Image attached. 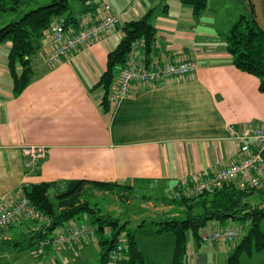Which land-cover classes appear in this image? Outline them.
<instances>
[{"label":"crops","instance_id":"0c3cea01","mask_svg":"<svg viewBox=\"0 0 264 264\" xmlns=\"http://www.w3.org/2000/svg\"><path fill=\"white\" fill-rule=\"evenodd\" d=\"M33 1L24 2L28 5ZM102 1L82 12L83 27L76 31L92 26L109 12L124 24L141 19L160 6L152 20L157 40L151 54L139 47L130 58L148 68L155 62L164 66L190 58L197 62V70L161 86L133 84L130 97L115 108L110 105V112L106 113L102 107L104 89L94 86L107 69L109 52L122 38V27L79 48L56 66L48 62L47 52L53 46L45 35L42 48L32 57L33 80L20 95H14L8 67L0 71V211L11 209L22 199L25 187L55 182L58 185L54 191H59L66 181L93 180L163 189L164 203L157 210L166 217H179L184 215V208L169 203L175 190L199 182L240 159L239 144L228 138L227 127L264 125L260 80L233 64L227 51L229 32L220 37L216 29H209L214 26L207 22L210 0L208 9L198 18L181 0H155L153 7L144 0L128 7ZM2 4L0 9L4 4L10 5L7 0ZM10 47V42L0 45L7 50V62ZM27 145L47 149V158L38 168L27 164L22 152ZM45 223L48 221H20L0 230V263L23 264L25 252L20 247L6 252L10 249L7 244L16 236H29L31 245L33 233ZM76 226L78 222L62 227L51 237ZM80 244L85 241L62 251L49 247L43 261L37 264H69L68 256L79 252ZM236 246L232 242L210 245L195 241L192 248L191 244L188 246V262L227 264ZM19 253L24 256L16 259L14 255ZM172 261L167 256L162 263ZM241 264H264V250L243 255Z\"/></svg>","mask_w":264,"mask_h":264},{"label":"trees","instance_id":"16d2710c","mask_svg":"<svg viewBox=\"0 0 264 264\" xmlns=\"http://www.w3.org/2000/svg\"><path fill=\"white\" fill-rule=\"evenodd\" d=\"M0 0V6H2ZM8 7L1 12H17L26 7L25 0H7ZM83 4V13L93 8L100 0H79ZM192 8L194 17L208 9L209 0H181ZM26 4V5H25ZM247 15H241L232 25L226 37L227 51L233 64L241 71L256 76L260 80V91L264 92V32L253 19L249 0H244ZM30 5V3L28 4ZM160 6L152 8L144 17L127 21L122 25V38L118 45L109 52L107 69L94 88H103L102 107L110 112L109 94L117 81L130 55L139 43L149 55L157 40V29L152 20ZM63 21L67 30L76 32L82 28V19L73 16L69 0H52L49 4L23 13L18 20L0 29V45L10 42L7 67L13 82L14 95H20L33 80L32 57L42 48L46 32L56 22ZM79 31V30H78ZM64 187L54 191L58 183H40L23 188V195L31 206L45 216L46 221L39 231L33 233L31 245L51 238L56 230L66 227L70 222L79 225L90 224L97 228L93 241L101 248L100 264H109L117 250L119 239L124 237V250L121 264H145L144 255L138 246L137 233L145 227V221L132 231L129 222L123 223L111 214H105L92 205L87 197L89 190L116 194L122 201L130 198L133 186L118 182L93 180H70L63 182ZM173 194V193H172ZM171 194V195H172ZM127 195V196H126ZM259 195L264 200L261 189L240 188L231 183L218 190H208L194 197L181 201L170 196L169 203L184 208V215L166 217L161 222H154L157 234L169 233L175 238V251L172 264H189V232L195 241L201 242V232L210 224L227 228L230 222H248L247 234L231 252L227 264H241L243 255L252 256L264 250V232L261 224L264 220L263 202L255 203L252 198ZM37 221V220H36ZM111 233L107 234L106 229ZM23 246L21 243L15 247Z\"/></svg>","mask_w":264,"mask_h":264},{"label":"built area","instance_id":"2783aa9c","mask_svg":"<svg viewBox=\"0 0 264 264\" xmlns=\"http://www.w3.org/2000/svg\"><path fill=\"white\" fill-rule=\"evenodd\" d=\"M121 18L107 13L105 17L92 26L79 31L67 30L63 21L56 22L46 32L52 41V50L47 52L48 62L52 66L61 64L79 48L89 46L99 40L107 32L122 27ZM141 47L137 44L136 48ZM197 70V62L187 58L180 62L160 66L155 62L148 68L145 63L129 59L117 84H113L109 94V103L115 108L120 102L130 97L133 84L163 85L173 79H182L192 75ZM228 138L239 144L240 159L227 168L221 169L199 182L180 186L171 195L174 200L181 201L185 198H194L208 190H218L234 183L240 188L260 189L264 184V125L258 123H245L229 125ZM28 166L38 168L47 158V149L38 145H27L22 148ZM46 220L45 216L35 210L30 201L23 197L11 209L0 211V230L13 226L20 221ZM97 228L83 224L71 228L67 233L42 240L36 247L38 257L45 256L47 248L62 251L68 246L94 239ZM110 234V228L106 229ZM241 232L232 227L204 229L201 232V242L204 244H217L233 242ZM124 237L119 239L117 250L113 253L109 264H121L124 250Z\"/></svg>","mask_w":264,"mask_h":264},{"label":"rangeland","instance_id":"374dc122","mask_svg":"<svg viewBox=\"0 0 264 264\" xmlns=\"http://www.w3.org/2000/svg\"><path fill=\"white\" fill-rule=\"evenodd\" d=\"M52 0H34L30 5L23 7L20 11L17 12H1L0 13V29L5 25L18 21L23 13L36 9L38 7L47 5ZM105 1H111L116 5H124V7H128L129 5L135 3L137 0H103L101 3ZM147 5H155V0H144ZM172 2H177L178 0H171ZM71 6V13L73 16L77 18L82 17V11L84 10L83 4L79 0H69ZM211 2V13L209 19H207L208 24H210V30L217 31L220 33V37H224L232 27V25L239 19L241 15H247V9L243 4L244 0H210ZM101 3H99L101 5ZM96 5H93V7ZM102 11V9H101ZM209 30V32H210ZM7 50L0 48V71L6 70L7 63ZM3 80V79H2ZM264 191V186L260 188ZM165 190L158 188H146L142 187V185H137L134 189L130 190L129 199L122 201L120 197L116 194L102 193L98 191L89 190L87 193L88 199L91 201L92 205L97 204V206L102 210L105 214H111L115 218L120 219L123 223L129 222V227L132 231H136L138 226L141 225L145 221V227H142L137 233L136 239L138 242V246L140 250L142 249V253L144 255L145 264H161L164 260L173 258L174 250H175V238L169 233L157 234L154 230V222L163 221L166 216L161 210H157V208H162L164 203L162 197H164ZM127 196V195H126ZM145 196V197H144ZM171 196V195H170ZM252 201L255 203L263 202L264 200L260 198L259 195H256L252 198ZM44 221V220H43ZM77 222H70L68 225H74ZM232 228L239 230L241 235L236 237V239L232 242V244L237 245L240 240L243 238L248 231L249 223L248 222H230L229 223ZM67 225V226H68ZM215 227H220L216 223L210 224L209 229H213ZM261 228L264 232V220L261 224ZM11 242L7 244L10 247L6 252H11L15 248V244L20 242L23 246L20 247L21 252H25L23 264H37L40 261H43V257L34 258L35 254H37L36 247L38 246L37 242H33V245L29 243V236H23L19 238L18 236L14 237ZM189 244L194 246L195 240L192 237V234L189 232L188 234ZM171 240H173L171 242ZM10 245V246H9ZM18 247V246H17ZM19 248V247H18ZM101 248L97 244V242L93 241L92 238H88L85 240V244L79 245V252L75 253V251L71 252L68 256L69 264H100L101 260ZM64 252H67L64 251ZM64 254H61L62 261L65 262ZM16 259L20 256H24L23 253H19L18 255H14ZM46 259V258H45ZM3 264V263H0ZM46 264V261H45ZM54 264V263H53ZM163 264V263H162Z\"/></svg>","mask_w":264,"mask_h":264},{"label":"water","instance_id":"95a60500","mask_svg":"<svg viewBox=\"0 0 264 264\" xmlns=\"http://www.w3.org/2000/svg\"><path fill=\"white\" fill-rule=\"evenodd\" d=\"M254 21L264 32V0H249Z\"/></svg>","mask_w":264,"mask_h":264}]
</instances>
